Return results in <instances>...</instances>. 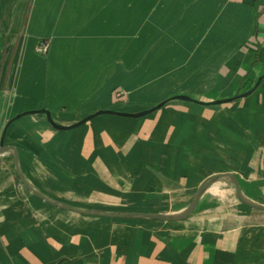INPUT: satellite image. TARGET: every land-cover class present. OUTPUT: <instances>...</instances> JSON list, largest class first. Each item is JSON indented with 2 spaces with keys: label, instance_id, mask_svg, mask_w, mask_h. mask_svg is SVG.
I'll use <instances>...</instances> for the list:
<instances>
[{
  "label": "crops",
  "instance_id": "crops-1",
  "mask_svg": "<svg viewBox=\"0 0 264 264\" xmlns=\"http://www.w3.org/2000/svg\"><path fill=\"white\" fill-rule=\"evenodd\" d=\"M162 101L72 129L10 122L0 264H264V211L230 176L180 220L85 214L25 183L79 209L177 214L231 172L264 204V0H0V140L28 110L66 125Z\"/></svg>",
  "mask_w": 264,
  "mask_h": 264
},
{
  "label": "water",
  "instance_id": "water-1",
  "mask_svg": "<svg viewBox=\"0 0 264 264\" xmlns=\"http://www.w3.org/2000/svg\"><path fill=\"white\" fill-rule=\"evenodd\" d=\"M263 76H261L258 80V82L255 84V86L253 88H251L250 90L246 91V92H243L241 94H237L235 95L234 97L230 98V100H234L236 98H239V97H243V96H246L248 94H250L254 89L255 87L258 85V83L260 82V80L262 79ZM174 98H179V99H183V100H189V101H195V102H200V103H203L202 101H199L195 98H193L192 96L188 95V94H177L175 96H173ZM230 100H224V99H218V100H215L213 101L214 103H222V102H225V101H230ZM166 101H162L150 108H146V109H143V110H140V111H137V112H129V111H125V110H117V109H100L92 114H89L83 118H81L80 120L74 122V123H71V124H60L58 122H56L52 116V113L50 110L46 109V108H42V109H38V110H28V111H25V112H21L19 114H17L16 116H14L11 120H9V122L7 123V125L5 126L4 128V131L2 133V137H1V140H0V154L4 151V150H13L14 151V154L16 157H18V152L15 148L13 147H9V146H6L4 144V141H5V134H6V131H7V127L8 125L10 124V122H12L13 120L23 116V115H26V114H31V113H37V112H41V113H45L46 116H47V119L48 121L50 122V124L56 128V129H72L74 127H78L84 123H86L87 121H89L90 119H92L93 117H95L96 115H99V114H104V113H109V114H115V115H119V116H131V117H141V116H144V115H147L153 111H155L157 108L161 107ZM222 175H227V176H230L233 180V182L235 183L236 185V188H237V191H236V195L237 197L242 201L244 202L245 204L253 207V208H256L258 210H262L264 211V204H261L259 202H256L254 200H251L247 197H245L243 195V193L241 192L240 190V187H239V181L237 179V177L231 173V172H221V173H217V174H214V175H211L209 176L206 180H204L202 182V184L199 186V188L197 189L196 191V194L193 198V200L190 202V204L184 208L183 210H181L179 213L177 214H159V213H152V212H117V213H102L100 211H96V210H85V209H79V208H76L74 206H71L69 204H66L64 202H61V201H58V200H52L50 198H47L46 196L44 195H41L39 194L38 192H36L34 190V188L32 186H30L25 180V183L26 185L33 191L35 192L37 195H39L40 197L52 202L53 204H56V205H60L62 207H65V208H68V209H72V210H76V211H79V212H82V213H85V214H94V215H107V216H118V217H127V216H138V217H149V218H157V219H163V220H180V219H183V218H186L188 216H190L194 210L196 209L197 205H198V202H199V199L203 193V191L205 190V188L207 187V185L216 180L219 176H222Z\"/></svg>",
  "mask_w": 264,
  "mask_h": 264
},
{
  "label": "built area",
  "instance_id": "built-area-1",
  "mask_svg": "<svg viewBox=\"0 0 264 264\" xmlns=\"http://www.w3.org/2000/svg\"><path fill=\"white\" fill-rule=\"evenodd\" d=\"M48 49H49V42L44 40L42 41L41 43L38 44L37 46V50L40 52V53H47L48 52Z\"/></svg>",
  "mask_w": 264,
  "mask_h": 264
}]
</instances>
